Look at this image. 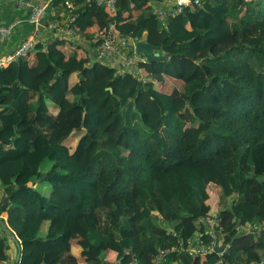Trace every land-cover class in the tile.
Listing matches in <instances>:
<instances>
[{"label":"trees","instance_id":"1","mask_svg":"<svg viewBox=\"0 0 264 264\" xmlns=\"http://www.w3.org/2000/svg\"><path fill=\"white\" fill-rule=\"evenodd\" d=\"M150 2L119 0L111 15L93 0H53L46 22L96 50L116 23L161 46L165 62L131 47L132 70L94 63L46 27L49 38L0 69V218L20 264H152L179 240L209 242L214 215L221 256L173 251L162 264H264V0H203L167 30ZM77 115L73 147L51 124ZM11 248L0 226V263Z\"/></svg>","mask_w":264,"mask_h":264},{"label":"built area","instance_id":"2","mask_svg":"<svg viewBox=\"0 0 264 264\" xmlns=\"http://www.w3.org/2000/svg\"><path fill=\"white\" fill-rule=\"evenodd\" d=\"M99 7L104 8L111 15H115L117 12V3L119 0H93ZM174 6L171 10H154V15L158 20L164 23V29H168L166 24V20L173 16L175 12H182L184 8L196 5L198 7H202L203 0H173ZM17 8H31V17L30 22L35 26V33L33 35L23 41L14 52L0 60V69L8 67L13 62L18 61L23 58L30 50L34 48V45L40 39V29L42 23L45 22L46 27L49 30L56 32L54 36L59 38L64 37H73L76 40H79V37L75 33V31L68 24L67 27H58L57 24L53 22H46L45 20V11L46 7L44 6H36L34 5L33 0H18ZM17 27V23H10L6 25H0V43L8 40L14 33L15 28ZM99 46L97 48L98 56L101 59H108L111 56L117 54L120 49H129L131 47H135V43L129 37L121 34L118 29L116 23H111L109 28L100 34L98 39ZM134 59L128 60V64H132ZM218 217L214 215L211 219L206 222L207 233L210 236V241L205 242L203 238H195L188 239L186 241L179 240L178 247L172 250L163 251L156 255L153 258L152 264H162L165 257L171 252H185L187 255L193 258L204 257L209 254H219L220 256L225 251L226 247L223 245V240L220 237V234L223 233V229H219L218 232H215L216 228H218ZM256 227V226H254ZM237 231L240 234H246L250 231V227L237 226ZM224 246V251L221 253L215 252V249ZM180 252V253H181ZM218 262L216 264H224L223 259L218 257ZM129 264H139V260L136 256L133 257L132 261Z\"/></svg>","mask_w":264,"mask_h":264},{"label":"crops","instance_id":"3","mask_svg":"<svg viewBox=\"0 0 264 264\" xmlns=\"http://www.w3.org/2000/svg\"><path fill=\"white\" fill-rule=\"evenodd\" d=\"M33 1H34V5L36 6L46 7L45 16H44L45 17L44 21H46V19L49 18V16L51 15L49 6L51 5V2L53 0H33ZM17 2L18 0H0V25L17 23V27L15 28L13 35L8 40H5L4 42L0 43V60L11 55L14 52V50L23 41L29 39L33 35V33H35V26L30 22L31 8L18 9ZM150 5L153 7L154 10H171L174 6V2L173 0H161V1L151 0ZM40 32H41L40 40L49 38L50 33L46 28L45 22L42 23ZM75 42L78 45H80V48L78 49L79 53L82 56L85 55L91 56L94 63L104 61L106 62V64L113 67H120V66L121 68L125 67V70H128L133 65V64H128V60L130 57V54L128 53L129 49H120L119 52L115 54L113 57L103 60L99 58L97 50L94 46H91L88 43H81L82 40L80 39L76 40ZM75 44L74 47H70V46L65 47V50L68 54L77 50ZM132 69H134V67H132L131 70ZM77 83H78L77 75H73L71 78V85H75ZM76 145H77V140H75L73 147H75ZM72 251L76 255H80L81 252L80 247L77 244L73 246ZM16 255H17V248L15 245L14 246L12 245V248L9 252V256H10L9 260L1 264H14Z\"/></svg>","mask_w":264,"mask_h":264},{"label":"water","instance_id":"4","mask_svg":"<svg viewBox=\"0 0 264 264\" xmlns=\"http://www.w3.org/2000/svg\"><path fill=\"white\" fill-rule=\"evenodd\" d=\"M161 51V46H154L148 42L144 41H136L134 52L138 58H144L149 63H158L165 62L167 60L166 55ZM16 85V84H15ZM112 91V89H110ZM45 177L42 178L44 180ZM14 186H10L7 188L8 197L5 199L4 204L2 206V210H6L9 206V201L12 196V189ZM0 226L5 235L14 243L17 248V255L14 264H20L21 256H22V245L17 238L16 234L12 231L8 224V220L4 218H0ZM224 246L215 249V252L221 253L224 251Z\"/></svg>","mask_w":264,"mask_h":264},{"label":"rangeland","instance_id":"5","mask_svg":"<svg viewBox=\"0 0 264 264\" xmlns=\"http://www.w3.org/2000/svg\"><path fill=\"white\" fill-rule=\"evenodd\" d=\"M45 118L46 119H45L44 123L51 121L50 120V116H46ZM74 118H75L74 120H70V121L69 120H66L64 122V124H65L66 127H63V129H58L57 127L53 126V124H51V128L53 129V133L54 134H58V135H65V134H67L66 136H68V139H66V140H68L70 142H73V144H74L75 140H77V143H78V139H76L74 137L73 132H74V130L78 129L81 126V123H80L81 121H79L80 120V116L77 115ZM71 242H72L71 247L73 249V246L76 244V242H75V240H73ZM11 244L14 246V243L12 241H11Z\"/></svg>","mask_w":264,"mask_h":264}]
</instances>
